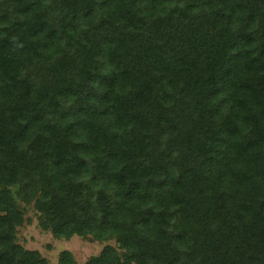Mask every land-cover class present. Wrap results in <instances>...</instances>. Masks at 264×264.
I'll use <instances>...</instances> for the list:
<instances>
[{"label":"trees","instance_id":"obj_1","mask_svg":"<svg viewBox=\"0 0 264 264\" xmlns=\"http://www.w3.org/2000/svg\"><path fill=\"white\" fill-rule=\"evenodd\" d=\"M12 188L85 264H264V0H0V264H46Z\"/></svg>","mask_w":264,"mask_h":264},{"label":"rangeland","instance_id":"obj_2","mask_svg":"<svg viewBox=\"0 0 264 264\" xmlns=\"http://www.w3.org/2000/svg\"><path fill=\"white\" fill-rule=\"evenodd\" d=\"M15 188H12L13 199L22 215V222L16 228V243L25 250L36 251L46 260V264H58L61 252H69L76 264L100 254L105 247H112L119 255H124L116 240L96 241L90 236L71 238H55L50 230L40 227L41 214L36 208L39 193L29 198L18 199Z\"/></svg>","mask_w":264,"mask_h":264}]
</instances>
